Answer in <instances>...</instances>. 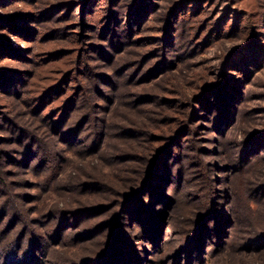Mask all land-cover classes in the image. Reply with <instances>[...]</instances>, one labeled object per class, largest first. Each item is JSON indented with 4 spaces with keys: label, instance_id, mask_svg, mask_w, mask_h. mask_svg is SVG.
I'll return each mask as SVG.
<instances>
[{
    "label": "trees",
    "instance_id": "obj_1",
    "mask_svg": "<svg viewBox=\"0 0 264 264\" xmlns=\"http://www.w3.org/2000/svg\"><path fill=\"white\" fill-rule=\"evenodd\" d=\"M5 1L12 0H0V10ZM36 1L39 0H25L27 5ZM219 1L69 0L70 5L60 8L72 9L66 22L75 19L78 25L87 23L91 29L100 30L102 36L106 32L111 35L105 44L85 43L87 51L61 48L42 52L49 61L46 65L57 68L59 76H47L49 72L57 73L52 69L41 70L36 76L35 56L40 53L31 54V49L44 42H67L71 37L67 36L68 31L54 28L42 33L37 29L35 45H29L26 53L20 55L9 44L5 26L9 25L10 30L15 25L13 31L20 27L26 36L29 29L21 25L25 17L33 22L40 19L41 23L47 19L39 18L41 10H25L14 16L0 14V50L18 58H3L7 59L5 64L14 67L0 71V103L3 98L11 104V109L9 106L8 112L0 116V129L12 139L0 137V264H45L51 255L53 260L56 257L57 264H138V255L144 250L132 247L131 231L126 224L135 220L152 223L146 235L147 244L155 245L159 251L163 249L159 242L166 237L161 229L167 225V217L150 211L143 213L146 204L141 197L150 193V199H155L153 192L157 189L153 185L170 180L166 159L182 142L190 122L186 118L180 124L174 125V120L167 124L166 116L156 109L165 102L183 104L181 99L188 94L185 86L198 80L186 82L181 63L189 62L196 48L221 36L229 26L230 30L247 35L245 43L230 51L220 63L219 70L230 77L220 84H198L201 91L191 98L199 104L206 102V109L217 111L214 124L218 143L228 133L230 137L236 128L241 133V139L233 140V150L227 155L231 171L236 165H244L247 156V164L255 161L249 174L254 189L247 194V190L235 185L241 206L235 235L242 242L243 255L252 258L253 263L264 264V154L259 156L264 152V124L257 129L247 126L253 111L246 100L255 90L245 93L242 78L250 79L247 76L255 73L252 69L264 65V6L257 9V4L249 5L238 12L226 9L220 21L209 22L213 4ZM237 1L229 3L234 2L235 6ZM57 9H44L49 11L48 21H56L51 13ZM208 28L212 30L204 35ZM53 31L62 32L58 38H51ZM146 31L152 34H143ZM180 74L183 82L177 80L176 75ZM156 89L166 94L163 96ZM170 95L175 97L168 98ZM209 95L213 104L207 98ZM167 129L168 134H164ZM190 153H178L174 161ZM75 159H81V164ZM20 165H27V172L36 173L33 176L38 179L37 185L47 188V193L65 195L64 204L60 208L53 207V202H47L44 208L37 204L28 213L23 194L7 181L8 169ZM183 170L184 165H179L177 186ZM65 171L67 177L63 178ZM236 171L246 175L244 168ZM214 190L206 188L200 210L193 211L190 206L186 210L191 212L193 226L187 237L177 241L183 250L182 256H176L178 263L183 257L186 264H195L199 252L203 255L201 263L206 264L208 256L221 244L219 254L223 246L231 247L222 264H246L234 250L240 242L223 243V232L230 221L226 213L228 203L225 205V196L217 198ZM135 203L138 209H128ZM172 203L167 200L165 207L170 208ZM231 230L233 225L226 232ZM238 230L244 235L240 236ZM49 232L53 235L51 241L58 238L55 247L64 244L73 253L54 250L58 253L54 255L52 244L45 241ZM215 238V244H211L214 248L207 252L209 246L204 245ZM144 254L143 258L147 256L146 250Z\"/></svg>",
    "mask_w": 264,
    "mask_h": 264
},
{
    "label": "rangeland",
    "instance_id": "obj_2",
    "mask_svg": "<svg viewBox=\"0 0 264 264\" xmlns=\"http://www.w3.org/2000/svg\"><path fill=\"white\" fill-rule=\"evenodd\" d=\"M68 1L69 0H39L33 2L32 4L30 3V5H27L25 0H12L5 1V3L2 4L3 9L0 10V14L6 16H14L16 14H23L25 10H31L32 12L41 10L42 14L39 18L47 19L46 21L41 23L40 19L39 22H33L34 20H29L28 17H25L21 25L29 29V33H26V36H23V34L25 33H21L23 32V30L20 29V27H17V30L13 31L15 30V25L14 28L10 30H8L9 25L5 26V31L9 33V44L15 50H19L20 55L21 53L24 55V53H26L25 48L34 43L37 29H39L42 33H48L51 32L54 28H63L65 29V32L68 31L67 36H71L68 37V39L75 40V43L67 40V42H70V44L64 41L66 39H63V41L57 40L59 42H44L41 43V45L39 43L34 46L33 49H31V54L35 55L36 53H40L35 56V59L37 61L36 67L38 68L35 72L36 76H38L41 70L51 69L55 70L57 73L49 72L46 74L47 76H59L57 68H53L54 66L46 65V63H49V61H47V58L45 59V56L42 55V52L54 49L60 50L61 48H64L67 51L71 52H75L76 49L80 50L81 48L84 50L86 49L87 51V46L84 45L85 43L87 44V42H89L91 44H105L108 42V38H110V32H106V34L104 33L102 36L100 30H96L95 28L91 29L90 27H88L87 23L78 25L75 19L73 21L71 20L66 22L67 20H70L69 14L72 9H67L68 11H61L60 8L64 7L65 5H70ZM220 1L219 3L215 2V4H213V7L215 6V8L211 10V13L207 18V20H211L209 22L220 21L222 16H224L223 12L226 9H228V11L230 12V8H232V10L236 9L238 12L239 10L247 9L249 5L254 7L257 4V9H259V6H264V0H239L237 1V4L235 6V3H229V0ZM47 7H49V11H51L52 9H56V7H59V9L51 13V16L57 18L55 22L51 21V23L50 21H48L46 14L49 13V11H44V9ZM229 12H227V14ZM216 14L217 16L215 18ZM18 17L19 16H17V18ZM40 23L41 25H39ZM229 24L230 22H227V25ZM211 30H209L208 28L204 35H206ZM61 32L62 31H53V35L51 36V38H58ZM143 34L149 36L152 33L146 31ZM204 35H200L201 37L199 36V38L204 39ZM88 36L91 37L89 38ZM245 36L247 37V35L244 33L239 34L235 31L230 30L229 26L225 28V31L222 32L221 36H217L215 38L212 37L210 40H208L209 43L196 48V53L189 57V62H185L184 64L182 62L180 67H183V69H185L186 71V82H191V80H198V82H191L189 83V85L185 86L186 90H188V94L186 99L180 98L183 101V104L165 102L156 109L160 115L166 116L165 123L167 124L173 122V120L175 121L174 125H176L177 123L180 124L181 121L185 120L186 118L189 119L188 122H190L191 124L188 123V132L182 134L183 140L180 145L176 149H174L173 153H170V155L166 159L168 162V167L170 168V173L168 176L170 180H167V182L164 184H152L154 188L157 189V192H153V196H155V199H150V197H152L150 196V193H147L148 195L145 194L141 197L145 200L146 204L143 207V213H147L150 211L154 215L165 214V216L167 217V225L164 224L161 229L162 236L166 235V237L165 239H163L164 241L159 242L160 246H162L163 249H160L161 251H159L156 249L155 245L153 246L147 244L148 240L146 239V235L147 232H150L152 223L144 221L137 222L136 220L135 222L131 223L126 222V224H128L127 230L131 231L130 234L132 236V242L134 243V246L132 247L136 249L139 246L140 250L141 248L144 250L143 254L140 253L141 255H138L140 260L138 264H186V262H183V257L179 259V263L178 261H175L177 260V254L180 253L181 256L183 255L182 247L177 241L183 240L185 237H187L190 233V227L193 226V222L191 221L192 215L191 212L188 213V211H186L187 208L190 206L189 208H193V211L200 210L202 208L201 198L205 197L206 188L208 187L210 190L211 188H215V195H219L217 198L225 196L227 201L225 205L228 203L226 213L230 215V221L227 226H225V230L223 232L224 236L222 237V239L225 240V242L223 243L229 244L231 242L233 244V240L234 242H236V244L240 242L239 239H237L238 237H236L235 235L237 234V226H239V213L241 212V206L239 205V196L235 191V185L237 184V187L239 186L241 190H247V194L250 190L254 189L255 184H253V182L251 181V176H249V174L253 172L254 166L252 162L255 161L254 159H252L247 164V159L249 158L247 156L245 161H243L244 165H236V167L231 171L230 167L228 166L229 164L227 161V155L231 153L230 150H233L232 143L235 144V141L233 140L241 139V133L236 128L233 130V134L230 137L228 135L229 133H226L227 135L223 139V142L218 143L217 140L219 139V135L215 134L216 126L214 124L217 116V111L215 110V108L206 109V102L199 104L198 102H194L191 97H194L199 93V91H201L198 84H220L223 82L225 77H230L226 76V73H223L222 69L221 71L219 70L220 63L230 51L245 43ZM89 39L91 40L89 41ZM103 39L106 40L104 41ZM33 45H35V43ZM17 56H19V54H17ZM3 58H10L9 60L18 59L16 57L7 56L3 50H0V71H6L9 70L10 67H14L12 65L5 64V60L7 59ZM252 70L255 71V73L252 76H247L248 78L250 77V79L247 80V78H242L243 82L246 84L245 93L249 94V91L253 88L255 90V93H253L249 100H246V104H248V107L253 111V113L251 114L252 118L249 117V124L247 126L249 129H251V127H255V129H257L260 128V124H264V65L262 67L259 66L253 68ZM174 72H177V70H175ZM172 73L168 75L172 76ZM222 73L225 76H222ZM176 76L177 80L183 79L182 74ZM235 77L238 79L239 76ZM180 81L183 82V80ZM157 91L161 92L163 96L164 94H166L165 91H161L159 89ZM211 94L213 95V93ZM212 95H209L207 97L210 98V104H213L211 103V101L213 100ZM172 96L173 98L175 97V95H170L168 98H172ZM175 99L177 101L179 97H176ZM187 99H189V101ZM2 100L4 101H2L0 105H6L4 106L5 108H0V116L3 114L2 112L7 113L8 107L11 105L10 102L6 99L2 98ZM48 103L49 105H51L53 101L50 100L48 101ZM54 104H57V102ZM9 109H11V106L9 107ZM191 113L193 115H191ZM164 134H168V129ZM0 137H5L7 138V140H12L9 139V137L4 133L2 129H0ZM182 152L191 153L190 156H184L181 160L175 162L174 158L178 156V153ZM251 152L253 151L251 150L248 155H251ZM261 154H264V152H260L259 156ZM75 160H78L77 164H81V159ZM181 164L184 165V170L182 172V178L180 179L179 186H177L175 180L178 175V166ZM26 167L27 165H20L18 168L16 167L8 169L7 181L11 182V185L17 186V192L23 194L25 208L28 210V213L34 210L37 204L43 207L47 204V202H53V207L60 208L64 204L65 195H62V193L60 192H55L52 194L47 193V188L44 189V186H40V184H38L39 186L37 185L38 179L36 180L33 176V174L36 173L27 172V169H25ZM131 168L132 167H129L130 172L132 170ZM237 168H244V170H246V175L236 174L235 172H237ZM62 174L63 178L67 177L66 171ZM247 180L249 183L247 182ZM237 181L239 182L237 183ZM50 198L52 201H48L50 200ZM167 200H172L173 202L170 208L165 207ZM254 200H258V197H255ZM129 208L131 210L138 209V203H135L133 206L128 207V209ZM10 213L11 211L9 210V214ZM161 218L164 219L165 217ZM150 222H152L151 219ZM231 225H233V230L226 232L227 228ZM74 231L75 230H73V233ZM241 232L242 230H238L239 235L243 236L244 234ZM73 233H71V235ZM229 234H231V236H229ZM52 237L53 235L51 236L49 232V234L46 236L45 241L49 240L48 243L52 244L54 255H58V253H55V251L60 250H66V252H69L70 254L73 253V249L69 248L67 245L63 244L61 246L55 247L54 245L58 243V238L51 241L50 239ZM215 240L216 238L213 239V241L210 240L207 245H204L205 247L209 246L206 249L207 252L214 248L213 245L215 244ZM212 243L213 245H211ZM240 244L234 246V250L239 253L238 258L246 260V264H256L253 263L252 258L243 255L245 252L241 251L243 250L242 242H240ZM220 247L221 244H219L218 248H215L213 250L212 255L208 256L206 264H222L225 256H227V254L231 251V247L223 246V251L221 250V253L219 254V250L221 249ZM140 250L138 251L140 252ZM145 250L147 256L143 258V256H145ZM52 258L53 257L51 255L49 259H47L45 264H57L55 263L56 257L54 256V260ZM195 258L197 260L195 264H202L201 261L203 255L198 252L197 255H195ZM192 263L193 262H191V264Z\"/></svg>",
    "mask_w": 264,
    "mask_h": 264
}]
</instances>
